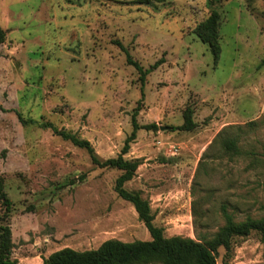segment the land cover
<instances>
[{
    "label": "rangeland",
    "instance_id": "obj_1",
    "mask_svg": "<svg viewBox=\"0 0 264 264\" xmlns=\"http://www.w3.org/2000/svg\"><path fill=\"white\" fill-rule=\"evenodd\" d=\"M215 14L217 62L195 34ZM0 30V183L12 202L5 216L0 201V221L12 260L151 241L115 192L122 172L41 124L89 142L101 161L121 155L136 112L155 125L124 157L141 163L125 189L150 203L167 239L211 240L224 207L237 223L264 218V0H0ZM119 44L151 70L144 84ZM188 109L197 129L174 131ZM222 135L240 156L223 152ZM217 264H264L260 235L220 249Z\"/></svg>",
    "mask_w": 264,
    "mask_h": 264
},
{
    "label": "trees",
    "instance_id": "obj_2",
    "mask_svg": "<svg viewBox=\"0 0 264 264\" xmlns=\"http://www.w3.org/2000/svg\"><path fill=\"white\" fill-rule=\"evenodd\" d=\"M195 34L204 45L209 47L217 62L221 53L219 45V16L215 14L200 24L195 30ZM3 43L4 32L0 30V45ZM119 47L125 53L127 63L138 71L144 84L151 70L144 71L138 63L132 60L129 52L122 45L119 44ZM163 63L164 61L161 60L153 69H157ZM17 115L22 126L34 124L33 121H26L21 114L17 113ZM137 116L138 113L136 112L132 118V134L126 140L121 155L117 159L108 161H101L95 154L91 144L78 139L75 135L59 131L52 124H41L40 128L52 130L55 135L64 141L86 150L95 166L101 169H116L122 172L116 182L115 192L120 199L134 207L139 220L149 231L151 241L123 243L117 240H110L103 243L97 250L87 252L64 249L52 254L48 259L44 260L43 264H217L219 250L224 249L227 253H230L233 241L237 238H247L253 233H257L264 243V218L253 219L249 217L244 222L237 223L234 216L229 214L225 207L223 208L225 225L211 240L196 242L182 237L165 238L164 231L154 225L155 217L150 203L144 200L140 193H132L125 189V185L135 178L141 163L139 160L128 161L124 157L129 154L131 145L136 141L139 131L158 130L155 125L149 127L139 126ZM257 125L258 123L251 122L247 124V127L253 129ZM196 129L197 125L193 120V112L188 109L184 114V124L181 127L174 128V131L189 133ZM221 138H223L221 147L224 153L231 157L241 155L242 152L239 149L237 138L223 137V135ZM0 201L5 207L4 215L8 216L11 213L12 202L3 193L2 183H0ZM13 249L12 230L9 225L0 221V264H19L11 258Z\"/></svg>",
    "mask_w": 264,
    "mask_h": 264
}]
</instances>
